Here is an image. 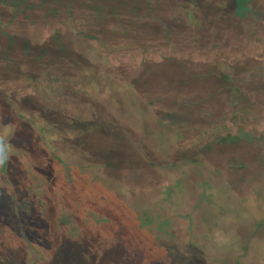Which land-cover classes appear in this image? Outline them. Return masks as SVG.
Segmentation results:
<instances>
[{
  "label": "trees",
  "instance_id": "trees-1",
  "mask_svg": "<svg viewBox=\"0 0 264 264\" xmlns=\"http://www.w3.org/2000/svg\"><path fill=\"white\" fill-rule=\"evenodd\" d=\"M231 1H216L222 18ZM196 8L185 10L190 22ZM71 51L77 71L29 77L25 100L0 92V264H264V226L220 173L171 149L158 114L84 36ZM98 108L112 118L95 127ZM75 123L125 128L122 141L166 178L162 198L109 177Z\"/></svg>",
  "mask_w": 264,
  "mask_h": 264
},
{
  "label": "rangeland",
  "instance_id": "rangeland-1",
  "mask_svg": "<svg viewBox=\"0 0 264 264\" xmlns=\"http://www.w3.org/2000/svg\"><path fill=\"white\" fill-rule=\"evenodd\" d=\"M216 1L0 0V92L25 100L29 77L49 67L77 71L72 39L84 36L158 114L171 149L217 170L264 226V0H232L223 18ZM191 4L194 22L185 13ZM104 110L95 127L112 118ZM86 124L74 125L78 141L109 177L162 198L166 178L122 141L125 128L116 136Z\"/></svg>",
  "mask_w": 264,
  "mask_h": 264
},
{
  "label": "clouds",
  "instance_id": "clouds-1",
  "mask_svg": "<svg viewBox=\"0 0 264 264\" xmlns=\"http://www.w3.org/2000/svg\"><path fill=\"white\" fill-rule=\"evenodd\" d=\"M0 145H2V141H0ZM5 158L3 156L2 148H0V162H2V159Z\"/></svg>",
  "mask_w": 264,
  "mask_h": 264
}]
</instances>
